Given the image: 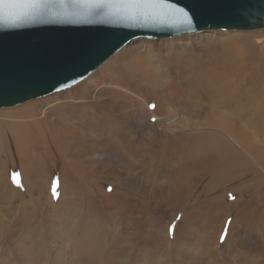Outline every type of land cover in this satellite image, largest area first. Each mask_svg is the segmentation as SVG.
<instances>
[{
  "label": "rangeland",
  "instance_id": "obj_1",
  "mask_svg": "<svg viewBox=\"0 0 264 264\" xmlns=\"http://www.w3.org/2000/svg\"><path fill=\"white\" fill-rule=\"evenodd\" d=\"M262 40L264 29L140 38L93 72L95 88L104 89L106 112L100 126L106 130L89 126L101 115L94 108L73 110L93 136L67 138L66 170L79 182L73 189L50 178L42 185L40 175L19 182L14 189H21L22 195L9 194V186L0 184V264H264V218L258 222L252 215L259 195L246 203L243 212L239 208V215L224 218L227 214L212 216L207 204L200 206L207 196L200 188L169 189L174 178H185L181 169L176 171L175 157L176 151L186 148L179 135L190 134L189 129L233 134L264 151V103L260 101L264 86L250 93L241 90L239 101L236 89L243 76L258 84L248 72H242L236 83L219 81L222 88L207 74L225 72L223 62L230 61V51L257 54L255 41ZM194 70L203 74L202 80L195 77L199 72ZM68 91L0 108V119L9 111L40 101L50 108L60 103L54 101L59 95L69 96ZM65 101L71 105L70 97ZM151 104L160 114L149 107L156 119L150 115L142 124L136 116ZM109 128L121 142L127 138L159 151L160 155L155 153L162 164L159 180L149 177L154 171L149 163L145 174L139 172L138 166L149 153L130 161L115 143L105 140ZM223 137L258 170L242 150ZM43 151L35 148L32 154L44 158L47 152ZM256 183L262 182L252 179L249 184ZM233 193L226 200L232 202ZM215 217L226 221L222 231L220 224L211 227Z\"/></svg>",
  "mask_w": 264,
  "mask_h": 264
},
{
  "label": "bare ground",
  "instance_id": "obj_2",
  "mask_svg": "<svg viewBox=\"0 0 264 264\" xmlns=\"http://www.w3.org/2000/svg\"><path fill=\"white\" fill-rule=\"evenodd\" d=\"M135 40L136 39L125 45L116 53V55L114 54L113 56H117L120 51L129 46ZM255 42L256 46L259 47V52L257 54H254L253 52L237 54L238 52L234 50L230 51V61L223 62V65L226 68L225 72L218 74L207 71L210 78L217 79V86L220 88L223 86L219 81L225 80L231 83H236L242 78L240 77L242 72H248L258 84H252L247 76H243L241 84L236 89L239 94V101L243 97L241 95V90H247L250 93L255 91V87L264 86V40ZM113 56L111 58H113ZM110 59L104 64H107ZM141 68L143 70L144 66L142 65ZM194 71L199 72L197 70ZM91 74L83 79L84 82L82 80L68 89L52 93L57 94L68 91L78 85L74 91H68L69 96L59 95L54 99L56 103H60L52 105L50 108H44L45 106L43 105V102L40 101L29 106H24L21 109L9 111L5 114L3 119H0V184L9 186V194L17 192L22 195L21 189V192H18L14 188L19 187L18 184L21 180H34L31 179V176L34 175H40L41 184L43 181H46L47 178L59 182L62 187L63 185H70L72 186V189L73 186H76L79 183H77V180L75 179L76 175L71 171L66 170L64 155L68 150H64V147L66 146V149L69 147V145H67L69 143L67 138L70 135L93 136L90 131L91 128H88V126H86V129L83 128L85 127L82 124L83 122L79 121L81 118L77 117L73 110H77L81 106L85 110H88L89 107L97 110L101 115H96L97 118L95 119L97 120L94 119L91 124L88 123L89 126L91 125L94 129H97L96 127H101V121L103 120L104 112H106L103 107L104 101L102 100L104 89L98 90L95 88V73ZM195 77L202 80L203 74L200 72L196 73ZM52 94L49 95L51 96ZM233 94H235V91H233ZM49 95L45 97H49ZM69 97L70 100H72L71 105L69 102L65 101V99ZM260 101L264 103V98L262 100L260 99ZM144 109L145 111L140 112L136 116L138 121L142 122V124L144 120H147L149 116L152 115L149 111V105ZM154 110L157 114H160L159 109L154 108ZM84 112L88 114L87 111ZM86 114L83 117V121L87 118ZM50 115L51 118L49 117ZM137 125L138 124H136V126ZM101 128L106 130V127ZM190 130L191 129L188 130L190 134H183V138L181 137V134L179 135V138L184 140L186 148H180L176 151L175 157L177 162L176 171L179 172V168L181 169V172L186 175L182 176L185 177L183 180H179L178 176L174 178L171 184H169L170 191L173 190V187L183 191H185V189L195 190L196 188H200L202 192L207 195L200 202V206L207 204L209 207L206 208L212 216L214 213L227 214L224 218H228L229 215L234 217L238 213L243 212L244 208H246V203L248 204L249 201L255 198V194H257L259 195V200L254 210L252 209V215L255 216L258 222H260L264 218V175H262V172L264 173V151H262L261 148L255 149L250 143L242 140L240 137L238 140L233 134L200 131L199 129L190 132ZM108 132L105 140L115 143V146H118L121 154L129 157L130 161L135 157L139 160L141 157H144L142 155L149 153L148 159L138 166V168H140L139 172H144L145 174L147 163H149L151 166H154V171L148 174L149 177L152 178V181L159 180V177L162 175V172L160 171V166L162 164L160 163V157L155 155V153L160 155L159 151H153L154 148H148L144 143L129 142L127 138L125 139V142H121L117 139L116 134L111 133V128H109ZM223 135H226L231 143L242 150L244 156L246 154L249 159L256 164L255 166H257L258 170L253 167L249 161L244 159L240 153L237 154V151L233 149L232 145L229 144L226 139H224ZM136 139L139 140L138 138ZM44 146L45 148H43ZM39 147H42V149L47 152V154L44 155V158H40V155L34 156L35 153L32 154L33 149ZM148 150L153 151L154 154L148 152ZM82 167L84 168V166ZM90 170L91 169H89V171ZM61 173L66 174L62 175ZM252 179L262 183H256V185L254 184L253 186L252 184H249ZM228 188L234 189L232 191L234 192L233 195L235 194V197L232 202L226 200L228 197L227 194L232 192L231 190H228ZM78 189L80 188L78 187ZM239 208L241 209V212H239ZM253 216H251V218ZM233 217L231 218V222ZM215 218V225L213 224L211 227L215 228L216 224H220V229L222 231L226 221L224 219H219L218 217ZM204 225L207 226V224ZM206 230H209V228ZM135 236L137 237V235ZM114 260L117 263V260Z\"/></svg>",
  "mask_w": 264,
  "mask_h": 264
},
{
  "label": "water",
  "instance_id": "obj_3",
  "mask_svg": "<svg viewBox=\"0 0 264 264\" xmlns=\"http://www.w3.org/2000/svg\"><path fill=\"white\" fill-rule=\"evenodd\" d=\"M172 8L98 9L84 3L52 4L13 22L0 17V108L72 87L134 39H161L214 30L264 28V0H168Z\"/></svg>",
  "mask_w": 264,
  "mask_h": 264
},
{
  "label": "snow or ice",
  "instance_id": "obj_4",
  "mask_svg": "<svg viewBox=\"0 0 264 264\" xmlns=\"http://www.w3.org/2000/svg\"><path fill=\"white\" fill-rule=\"evenodd\" d=\"M72 2L84 3L86 6L98 9H103L105 7H120L138 10L172 8L183 17V19L179 21L180 23L191 25V18L188 17V14L184 12L183 9H175V6L169 4L168 0H0V17L6 19V11L13 9L16 10L13 22H16L30 17L52 4L58 3L67 5ZM149 107L155 108L156 105L151 104ZM152 119L155 120L156 117L153 116ZM108 190L111 191L112 189L109 188ZM232 198L234 199V197ZM226 234L227 231L225 230L224 235ZM223 238L224 236L222 235L221 239Z\"/></svg>",
  "mask_w": 264,
  "mask_h": 264
}]
</instances>
